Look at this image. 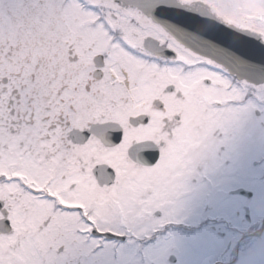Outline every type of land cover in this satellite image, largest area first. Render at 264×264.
<instances>
[{
    "label": "snow or ice",
    "instance_id": "6c2138e0",
    "mask_svg": "<svg viewBox=\"0 0 264 264\" xmlns=\"http://www.w3.org/2000/svg\"><path fill=\"white\" fill-rule=\"evenodd\" d=\"M153 4L0 0V264H132L101 238L179 223L221 134L264 136V30L214 17L207 0H155L258 37L237 79L179 43Z\"/></svg>",
    "mask_w": 264,
    "mask_h": 264
},
{
    "label": "flooded vegetation",
    "instance_id": "af4514ba",
    "mask_svg": "<svg viewBox=\"0 0 264 264\" xmlns=\"http://www.w3.org/2000/svg\"><path fill=\"white\" fill-rule=\"evenodd\" d=\"M207 2L210 5V14H214V17L232 23H241L247 19L251 23L246 26L264 30V11L256 7L258 0H207ZM147 44L153 52L161 56L169 58L175 56V52L160 45L156 40L150 39ZM221 139L224 142L218 146L210 164L207 167L203 164L199 166L201 180L193 177L190 184L198 186L202 181L206 189L204 194L206 210L219 207L222 212L218 215L216 224L219 236L226 240L223 249L218 253L217 261L221 264H236L240 254L257 251V248L253 247L255 243L251 242L254 233H258L259 239L264 238V212L259 215L263 209H257L258 206L264 205V136L256 132L230 133L227 139L221 134ZM253 185L259 187L260 194L252 187ZM242 189L244 191H239ZM232 204L237 205L234 211L230 209ZM216 224H210L209 227L215 230ZM221 228H224V231L220 230ZM159 233L153 235L156 237L153 244L125 236L123 240L127 245L125 253L131 258L132 264L137 262L148 264L144 252L156 243ZM114 249L124 250L120 246Z\"/></svg>",
    "mask_w": 264,
    "mask_h": 264
},
{
    "label": "rangeland",
    "instance_id": "374dc122",
    "mask_svg": "<svg viewBox=\"0 0 264 264\" xmlns=\"http://www.w3.org/2000/svg\"><path fill=\"white\" fill-rule=\"evenodd\" d=\"M194 177H198L201 180V175ZM202 184V181H200L198 186L190 184V190L184 196L178 214L179 223L174 222L163 228L156 243L151 247L156 252L162 247L168 249L166 264H168V258L171 254L176 256V264H212V262L218 260V253L224 247L226 239L219 236L218 225L216 224L215 231L209 228V224L218 221V215L222 212L219 207H211L209 211L206 210L204 202L206 189ZM252 187L259 194L261 193L259 187L256 188L255 185ZM262 207H257V209H263L259 215L264 212V205ZM236 208V204L230 206L232 211L236 210ZM227 215L232 217L229 214ZM220 230L224 231V228ZM154 238L156 239V237L152 236L145 243L151 242L153 244ZM251 242L255 243L253 247L254 249L257 248V251L255 250L254 253L250 254L245 252L240 254L237 257L236 264H250V262L251 264H264V238L258 241L251 239ZM119 246L124 249L122 250L123 252H127L125 251L127 248L126 244ZM112 247L114 248L115 245H112ZM153 260L155 264H159L158 256H155Z\"/></svg>",
    "mask_w": 264,
    "mask_h": 264
},
{
    "label": "water",
    "instance_id": "95a60500",
    "mask_svg": "<svg viewBox=\"0 0 264 264\" xmlns=\"http://www.w3.org/2000/svg\"><path fill=\"white\" fill-rule=\"evenodd\" d=\"M121 2L124 5L143 8V0H121ZM170 2L173 6L179 7L175 4V0ZM144 11L185 47L218 63H223L238 79L244 78L239 70L249 64L250 51L258 46V37L238 32L218 20L210 21L201 16L197 9L181 8L164 14L157 10L154 0L153 7L144 8ZM207 24L212 25L210 30L202 27ZM169 261L173 264L175 258L171 256Z\"/></svg>",
    "mask_w": 264,
    "mask_h": 264
},
{
    "label": "clouds",
    "instance_id": "9594fccd",
    "mask_svg": "<svg viewBox=\"0 0 264 264\" xmlns=\"http://www.w3.org/2000/svg\"><path fill=\"white\" fill-rule=\"evenodd\" d=\"M250 264H251V262H250Z\"/></svg>",
    "mask_w": 264,
    "mask_h": 264
}]
</instances>
